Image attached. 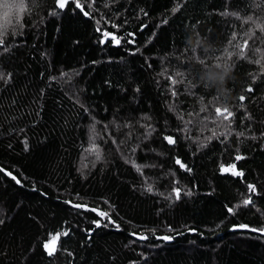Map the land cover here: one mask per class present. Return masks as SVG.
Returning <instances> with one entry per match:
<instances>
[{
	"label": "trees",
	"instance_id": "trees-1",
	"mask_svg": "<svg viewBox=\"0 0 264 264\" xmlns=\"http://www.w3.org/2000/svg\"><path fill=\"white\" fill-rule=\"evenodd\" d=\"M79 2L0 18V264H264V0Z\"/></svg>",
	"mask_w": 264,
	"mask_h": 264
},
{
	"label": "snow or ice",
	"instance_id": "snow-or-ice-1",
	"mask_svg": "<svg viewBox=\"0 0 264 264\" xmlns=\"http://www.w3.org/2000/svg\"><path fill=\"white\" fill-rule=\"evenodd\" d=\"M69 2H70V0H56V5H57L58 8L63 9L66 6V4L69 3ZM75 3H76V7L80 8L83 11V5L79 2V0H75ZM14 8H19L20 12L25 11V8H24V5H23V0H20L19 4H16L15 0H0V9H3L2 16H0V18L6 19ZM84 14L85 15H89L88 12H84ZM103 35L105 37H110L117 44L119 43V40L115 37L114 34H111V33H108L107 31H105L103 33ZM2 37H3V32H0V44H3ZM101 42L103 43V41H101ZM62 75H64V74L62 73ZM2 76H3V74L0 73V77H2ZM9 78H10V74H9ZM240 99L243 100L244 97L242 96V97H240ZM216 113L218 115H223L224 113H226V115H223V119L224 120H228L229 117H231L233 115V113L230 112L227 108H224V109L217 108L216 109ZM164 139L169 144L175 143V140H174V138L172 136H165ZM27 147H28L27 144H25V148L26 149H27ZM89 151H94L96 153L97 160H99L101 158L99 147L96 144H92V146L89 149ZM242 158L243 157H241L239 155L235 157L236 160H240ZM176 163L178 165H180L181 167H185V165H183V163L179 159L176 160ZM221 170L222 171H229L230 170L232 172V174L235 175V176H241L242 175V173L240 171L236 170V167H235L234 164L233 165H229L228 167H225L224 165H221ZM4 171H5L4 169L0 168V172H4ZM6 174L11 176V178L13 180H16L17 183H20V181L15 176H13L11 172H6ZM248 189H249L250 192H255V190H256L255 189V185H252V184L248 185ZM151 190H152L151 186H149L148 191H151ZM174 191L177 194H179V188L174 189ZM67 203L71 204V201H68ZM242 203H243L244 206H248V205L252 204L253 201H252L251 196H249L248 199L243 200ZM73 206L77 207V208H85V209H87V206L86 205H82V204H76V205H73ZM90 210L91 211H97L96 209H90ZM228 211L230 213H232L234 211V209L233 208H229ZM98 215H100L102 218H108V214L106 212H98ZM95 223L97 224V226H100V222L99 221H95ZM239 227L242 228V229H247L249 231L260 232L261 234H264V228L251 229V228H249L248 225H240ZM58 236H59V234H57V236L52 237V239L50 241H48V242H46L44 244V248L48 252V255H50V256L53 255L54 252H55V243H56V240H57ZM140 239H145V237L141 236ZM160 239L170 240L171 237L170 236H164V237H160Z\"/></svg>",
	"mask_w": 264,
	"mask_h": 264
}]
</instances>
